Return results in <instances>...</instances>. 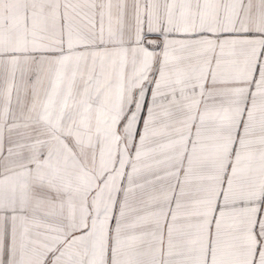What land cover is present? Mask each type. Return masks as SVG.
<instances>
[{"label": "snow or ice", "instance_id": "obj_1", "mask_svg": "<svg viewBox=\"0 0 264 264\" xmlns=\"http://www.w3.org/2000/svg\"><path fill=\"white\" fill-rule=\"evenodd\" d=\"M0 264H264V0H0Z\"/></svg>", "mask_w": 264, "mask_h": 264}]
</instances>
